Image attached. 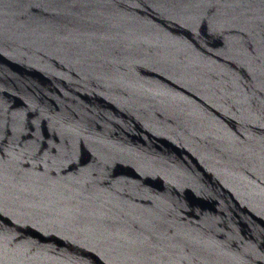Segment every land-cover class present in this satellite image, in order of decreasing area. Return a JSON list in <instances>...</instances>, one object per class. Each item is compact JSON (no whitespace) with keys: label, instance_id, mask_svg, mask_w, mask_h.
<instances>
[{"label":"water","instance_id":"1","mask_svg":"<svg viewBox=\"0 0 264 264\" xmlns=\"http://www.w3.org/2000/svg\"><path fill=\"white\" fill-rule=\"evenodd\" d=\"M0 264H264V0H0Z\"/></svg>","mask_w":264,"mask_h":264}]
</instances>
